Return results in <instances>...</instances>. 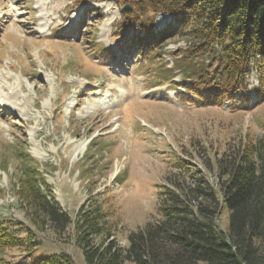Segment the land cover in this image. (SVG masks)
<instances>
[{"label": "rangeland", "instance_id": "1", "mask_svg": "<svg viewBox=\"0 0 264 264\" xmlns=\"http://www.w3.org/2000/svg\"><path fill=\"white\" fill-rule=\"evenodd\" d=\"M124 9L131 10L118 0H0V221L27 240L0 248V261L38 264L64 253L89 264L93 248L128 249L133 232L162 220L163 187L187 177L176 159L217 188V157L264 138V97L253 90L250 103L199 104L154 74L160 62L173 64L168 53L151 61L123 39ZM175 24L174 15L160 13L155 31ZM166 36L159 44L166 51L187 44ZM249 79L251 88L258 84ZM21 152L52 185L49 198L71 219L66 228L32 204ZM214 222L227 233L229 210ZM258 256L264 264V241Z\"/></svg>", "mask_w": 264, "mask_h": 264}, {"label": "trees", "instance_id": "2", "mask_svg": "<svg viewBox=\"0 0 264 264\" xmlns=\"http://www.w3.org/2000/svg\"><path fill=\"white\" fill-rule=\"evenodd\" d=\"M118 1L131 8L123 11L118 28L123 34L132 28L143 32L130 38L149 60L168 53L173 64L167 67L160 62L153 72L175 88L183 87L188 97L221 107L241 90L242 98L249 100L246 78L253 68L258 95L264 97V0ZM160 13L174 15L176 24L156 32ZM168 31L187 44L172 51L165 50L166 44L160 47ZM177 74H181L179 81L174 79ZM19 158L27 187L34 193L32 204L56 227L66 228L69 214L49 198L52 185L38 170V162L27 152L19 153ZM189 166L185 158L176 159L175 167L187 177L171 180L173 188L163 187L161 221L133 232L128 249L114 242L93 248L86 253L88 263L259 264V245L264 241V138L240 142L217 157V188L201 170L195 174ZM224 208L229 210L227 233L214 222ZM26 243V237L0 221V248ZM35 263L74 264L64 253L38 258ZM0 264L12 263L1 260Z\"/></svg>", "mask_w": 264, "mask_h": 264}, {"label": "bare ground", "instance_id": "3", "mask_svg": "<svg viewBox=\"0 0 264 264\" xmlns=\"http://www.w3.org/2000/svg\"><path fill=\"white\" fill-rule=\"evenodd\" d=\"M115 21V16H111L110 18H107L106 21L104 22V25H103V29L106 30L107 32H109L110 30V26L114 23ZM3 83L1 82V78H0V91L1 89L3 88ZM2 92V91H1ZM0 92V93H1ZM87 143V142H86ZM84 150V149H83ZM37 156V155H36ZM138 157V156H137Z\"/></svg>", "mask_w": 264, "mask_h": 264}]
</instances>
